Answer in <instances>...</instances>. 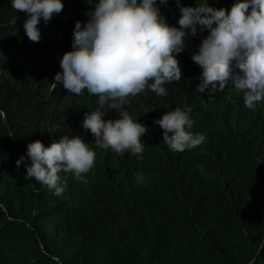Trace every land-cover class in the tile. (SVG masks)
<instances>
[{"label":"trees","instance_id":"trees-1","mask_svg":"<svg viewBox=\"0 0 264 264\" xmlns=\"http://www.w3.org/2000/svg\"><path fill=\"white\" fill-rule=\"evenodd\" d=\"M61 2L32 42L27 14L0 0V264H264V101L247 108L231 82L211 95L195 90L202 69L192 56L209 34L198 30L174 54L182 77L164 85L167 95L147 90L122 108L148 129L143 152L96 148L82 124L99 97L91 100L86 89L85 97H70L62 83L53 92L50 84L72 50L76 23L84 27L97 0ZM179 2L197 6L168 0L160 14L170 27H179ZM207 2L230 11L237 0ZM177 107L192 109L189 131L205 136L183 152L170 150L154 123ZM104 111L106 122L119 119V111ZM64 135L93 144L96 160L87 183L61 173L66 188L57 196L25 179L27 145L49 147Z\"/></svg>","mask_w":264,"mask_h":264},{"label":"clouds","instance_id":"clouds-1","mask_svg":"<svg viewBox=\"0 0 264 264\" xmlns=\"http://www.w3.org/2000/svg\"><path fill=\"white\" fill-rule=\"evenodd\" d=\"M167 3L159 0L158 6L157 0H97L84 27L80 22L75 25L72 50L63 55L62 73L55 75L56 83L50 84V91L62 83L70 97H77L85 89L94 95L91 100L99 97V107L85 113L82 124L94 136L96 148H110L120 155L143 152L141 138L148 129L122 108L130 97L147 90L157 96L167 95L164 85L179 82L182 77L174 54L184 52L186 38L196 36L198 30L209 34L192 56L202 69L195 90H208L211 95L231 82L243 92L247 108L255 110L257 103L264 101V0H237L230 11L210 7L207 0H197L194 8L181 7L179 2L178 28L170 27L160 14V7ZM63 7L61 0H12V8L28 16L23 27L32 42L41 39V19L47 24ZM105 108L119 111V119L106 122ZM191 111L177 107L154 122L164 130L163 141L174 152L196 148L205 140L203 134L189 131L194 123L189 117ZM0 117L6 118L2 110ZM93 144L79 135L61 136L49 147L41 141L28 144L31 164H25V179L35 178L57 196L66 188L61 173L73 174L77 181L87 183L85 174L96 160ZM25 160V156L17 160V169ZM136 178L139 181L143 177Z\"/></svg>","mask_w":264,"mask_h":264}]
</instances>
